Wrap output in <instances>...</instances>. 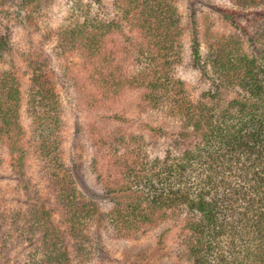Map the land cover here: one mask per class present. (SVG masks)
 Masks as SVG:
<instances>
[{
  "label": "trees",
  "instance_id": "obj_1",
  "mask_svg": "<svg viewBox=\"0 0 264 264\" xmlns=\"http://www.w3.org/2000/svg\"><path fill=\"white\" fill-rule=\"evenodd\" d=\"M41 1L15 0L22 23L41 34L35 52L44 57L22 51V64L0 68V147L20 194L0 209L1 253L14 264H105L114 261L105 234L124 240L158 228L146 261L264 264V0H228L238 8L218 10L236 28L244 14L238 32L192 25L197 81L181 74L179 0H76L67 22L48 31L32 17ZM10 37L11 26H0V59ZM45 46L59 59L78 56L101 96L93 103L109 107V94L130 89L163 122H142L141 131L90 126L85 149L69 156L66 107ZM127 54L140 62L127 65ZM74 127L72 141L82 136ZM85 151L92 186L80 170Z\"/></svg>",
  "mask_w": 264,
  "mask_h": 264
},
{
  "label": "rangeland",
  "instance_id": "obj_2",
  "mask_svg": "<svg viewBox=\"0 0 264 264\" xmlns=\"http://www.w3.org/2000/svg\"><path fill=\"white\" fill-rule=\"evenodd\" d=\"M109 4V1L106 0ZM76 0H42L35 6L33 12V19L37 22V26L43 30L48 31L51 27H56L67 22L70 12L75 6ZM192 3L193 5L192 9ZM180 12L184 17L186 25V38H185V58L184 64L181 69V74L184 78L190 81H197V70L193 69L190 64V42L191 29L197 28L199 33L204 32L207 28L211 30H220L221 33L229 31H237L238 26L246 25L244 14H239L236 19L237 28L235 25L228 21H225L218 10L225 8L234 10L238 6L228 0H179ZM195 22H194V11ZM193 14V15H192ZM22 12L17 6L15 0H0V26H11L10 44L5 50L3 57L0 59V68L3 70L10 69L14 65H20L27 60V54H21L22 51L28 52L32 58L39 59L40 56L44 57L43 53L39 56L40 38L41 34L35 33L32 28L27 27L23 22ZM22 20V21H21ZM194 22V23H195ZM31 24H34L32 22ZM189 30V32H188ZM200 38L202 35L200 34ZM200 41V40H199ZM46 54L50 55L49 61H47V73L54 83L61 95L63 103L66 107V128L64 130L65 137L67 138V152L69 156L78 155L81 151V145L85 149L83 143L88 140L90 126H95L98 130L111 131L118 129L141 131V123H149L152 125H158L163 122V118L155 115L150 109L140 105L139 94L136 91L127 89L117 97L108 95L106 103L109 107H100V103H93L91 96L101 97L98 90L94 86H90L85 81L87 71L78 66L81 60L77 55H70L59 59L53 53L52 47L45 46ZM72 61L73 63H70ZM127 65H134L140 60L138 57L127 54L125 60ZM18 76L22 77L24 74L21 70H18ZM22 86H25V79H21ZM89 87L87 90L80 87ZM198 84V82H197ZM95 94V95H94ZM144 107V108H143ZM112 110V111H111ZM120 111L124 114L123 119L120 121L111 120V112ZM167 122V121H166ZM78 124L82 136L72 141L74 126ZM165 124V123H164ZM84 135V136H83ZM83 157L80 159V170L82 175L84 174V180L87 185L92 186L89 159L90 155L87 151L83 152ZM17 179L16 173L10 166L6 152L0 147V209L17 205L20 200V194H17L13 189V184ZM2 232L4 229H1ZM158 228L146 232L145 234L132 239H116L108 234L103 236V243L106 249L109 251L110 256L114 258L113 262L105 264H170V258L146 261L149 256V252L154 247ZM3 234H0V242L2 241ZM174 234H170L168 237V246L174 247L176 242ZM174 250V249H173ZM0 262L2 264H14V255H4L0 251ZM94 264H101L98 261ZM90 263V264H93Z\"/></svg>",
  "mask_w": 264,
  "mask_h": 264
}]
</instances>
